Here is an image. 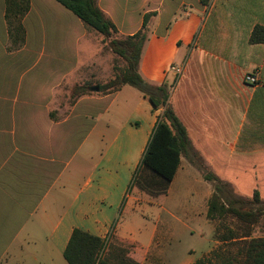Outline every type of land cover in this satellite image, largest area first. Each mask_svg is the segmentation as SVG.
I'll use <instances>...</instances> for the list:
<instances>
[{
	"label": "crops",
	"instance_id": "crops-1",
	"mask_svg": "<svg viewBox=\"0 0 264 264\" xmlns=\"http://www.w3.org/2000/svg\"><path fill=\"white\" fill-rule=\"evenodd\" d=\"M97 3L121 36L156 14L140 73L170 88L191 149L165 194L128 195L162 110L125 85L107 95L82 93L61 114L63 87L76 86L93 64V33L57 1L30 0L25 39L15 45L0 0V264H68L64 251L74 229L105 239L114 224L105 252L111 261L144 264L152 251L161 255L163 215L183 225L199 216L213 223L207 211L214 186L191 162L193 153L236 197L258 192L264 203V31L256 32L264 30V0ZM171 65L183 67L180 77ZM254 71L259 83L244 82ZM182 180L180 200L175 188ZM150 208L158 213L154 225Z\"/></svg>",
	"mask_w": 264,
	"mask_h": 264
},
{
	"label": "trees",
	"instance_id": "trees-1",
	"mask_svg": "<svg viewBox=\"0 0 264 264\" xmlns=\"http://www.w3.org/2000/svg\"><path fill=\"white\" fill-rule=\"evenodd\" d=\"M55 1L75 14L88 31L102 36L111 51L126 63L119 74L98 86L99 93L107 95L129 85L139 90L155 109L162 110L141 160V168L147 173L139 189L153 196L165 194L176 176L181 156L188 153L192 145L186 128L170 105V88L165 84L154 85L140 73L149 21L156 14H146L142 29L134 35L121 36L112 20L98 6L97 0ZM29 10L30 0H5V20L14 44L24 42L22 19ZM257 31L264 30L258 28ZM254 36L255 32L251 37L253 43L256 40ZM204 177L214 184L207 218L216 223L215 239L219 244L193 264H264V236H254L253 233L261 216L264 217V203L259 193L255 192L252 199L236 197L229 184L214 174L208 173ZM105 252L103 239L74 229L64 258L68 264H120L111 261Z\"/></svg>",
	"mask_w": 264,
	"mask_h": 264
},
{
	"label": "rangeland",
	"instance_id": "rangeland-1",
	"mask_svg": "<svg viewBox=\"0 0 264 264\" xmlns=\"http://www.w3.org/2000/svg\"><path fill=\"white\" fill-rule=\"evenodd\" d=\"M92 46L94 48L92 53L93 64H90V66L84 69L83 74L81 75L82 78H78L79 80L77 81L76 86L66 84V86L63 87L64 90L62 91L61 100L64 113L61 114H66V110L71 106L70 104H72L75 99H79V97L82 96V93L86 94L90 92V95H102L99 91H92V88L107 83L110 79L119 74L126 66L125 61L111 51L102 36L93 33ZM8 50L12 51L13 45L9 46ZM192 156L194 159L191 162L201 171L200 173L203 179L207 181L204 176L210 173L211 170L204 164V162H202V160H200L196 153H193ZM146 173L147 171L141 168L140 161L128 186V195L131 197L135 195V192H137L142 183L145 181L144 177ZM195 178L196 177H192L188 179L192 180L191 183L193 184ZM178 182V186L175 188V195L176 199L179 198L182 200L185 196L182 188H184L186 182L184 180ZM193 185L199 190H202L203 185L201 181H195V184ZM209 185H212L213 187L214 184L209 182ZM232 191L234 192V190ZM151 197L157 198L159 195H151ZM172 201H170V204ZM185 205L188 206L187 203ZM148 211L152 214H149L147 220L151 223V225H154V223H156L158 213L151 208ZM121 220L122 215L120 216V221ZM206 222L207 221H205V219H202V217L199 216L196 219H187V225H183L180 221H172L169 217H165V215H163L162 222L157 224L159 231L157 243L163 245V247L161 246V255H157L158 253L156 254L155 251H152L144 264H187L189 262H195L203 256H206L211 249L217 246L216 243L213 242L215 239L213 237V227L216 226V223L213 222L211 225ZM115 226L116 224H114V227ZM114 227L112 228V232ZM139 229L144 231V225L139 226ZM112 232H110V234L103 239L105 241V248L109 243ZM253 233L254 236H264V217L261 216L253 229Z\"/></svg>",
	"mask_w": 264,
	"mask_h": 264
},
{
	"label": "built area",
	"instance_id": "built-area-1",
	"mask_svg": "<svg viewBox=\"0 0 264 264\" xmlns=\"http://www.w3.org/2000/svg\"><path fill=\"white\" fill-rule=\"evenodd\" d=\"M169 71L172 72L177 78L183 73L182 66L171 65ZM244 82L252 85H257L259 83V72L254 71L253 73H248L244 77Z\"/></svg>",
	"mask_w": 264,
	"mask_h": 264
},
{
	"label": "water",
	"instance_id": "water-1",
	"mask_svg": "<svg viewBox=\"0 0 264 264\" xmlns=\"http://www.w3.org/2000/svg\"><path fill=\"white\" fill-rule=\"evenodd\" d=\"M98 90H99L98 87L92 88V91H98Z\"/></svg>",
	"mask_w": 264,
	"mask_h": 264
}]
</instances>
